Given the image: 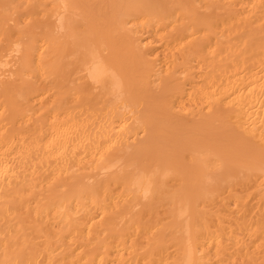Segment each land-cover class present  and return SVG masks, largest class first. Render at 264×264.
I'll use <instances>...</instances> for the list:
<instances>
[{"label":"bare ground","instance_id":"1","mask_svg":"<svg viewBox=\"0 0 264 264\" xmlns=\"http://www.w3.org/2000/svg\"><path fill=\"white\" fill-rule=\"evenodd\" d=\"M0 264H264V0H0Z\"/></svg>","mask_w":264,"mask_h":264}]
</instances>
